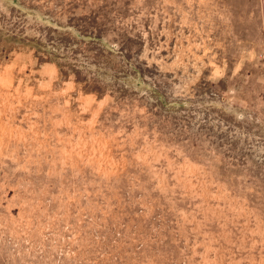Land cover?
I'll return each mask as SVG.
<instances>
[{
  "label": "rangeland",
  "instance_id": "1",
  "mask_svg": "<svg viewBox=\"0 0 264 264\" xmlns=\"http://www.w3.org/2000/svg\"><path fill=\"white\" fill-rule=\"evenodd\" d=\"M0 264H264V0H0Z\"/></svg>",
  "mask_w": 264,
  "mask_h": 264
}]
</instances>
